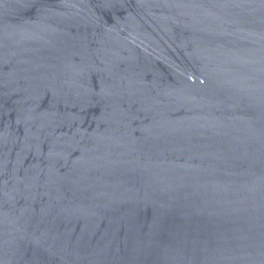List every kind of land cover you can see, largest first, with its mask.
Returning <instances> with one entry per match:
<instances>
[{
	"label": "water",
	"instance_id": "water-1",
	"mask_svg": "<svg viewBox=\"0 0 264 264\" xmlns=\"http://www.w3.org/2000/svg\"><path fill=\"white\" fill-rule=\"evenodd\" d=\"M0 264H264V0H0Z\"/></svg>",
	"mask_w": 264,
	"mask_h": 264
}]
</instances>
